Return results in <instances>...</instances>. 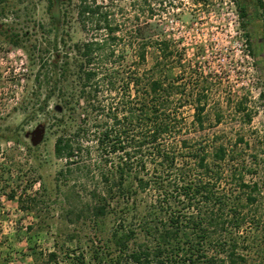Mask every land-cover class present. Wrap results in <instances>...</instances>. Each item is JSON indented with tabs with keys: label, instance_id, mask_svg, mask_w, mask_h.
I'll use <instances>...</instances> for the list:
<instances>
[{
	"label": "rangeland",
	"instance_id": "rangeland-1",
	"mask_svg": "<svg viewBox=\"0 0 264 264\" xmlns=\"http://www.w3.org/2000/svg\"><path fill=\"white\" fill-rule=\"evenodd\" d=\"M239 1L69 0L61 4L58 28L51 22L48 0L4 1L0 30L17 32L23 47L0 35V134L10 130L17 138L0 139V264H46L50 251L56 252L57 260L48 264H80L76 258L81 255L84 264H116L111 241L117 224L114 215L98 217L90 208V192L99 180L94 155L67 163L54 154L61 128L58 118L70 129L79 123L78 115L63 104L65 98L79 95L81 57L75 44H103L107 57L96 55V68L122 64L141 71L160 63L158 69L163 67L168 75L177 76L175 84L185 86L176 97L205 94L204 131L225 134L227 144L240 134L244 139L238 147L244 146L248 160L255 144L263 148L264 156V0L256 12L258 0H248L255 20V31L249 34L255 57L248 51ZM83 4L100 6L99 14L106 13L109 23L117 26L116 41L106 40L105 27H96L99 15H80ZM164 41L171 53L161 58L158 48ZM142 47L145 60L139 63ZM112 49L114 54L109 53ZM119 52L124 58L117 56ZM54 60L60 89L53 88L55 72L47 66ZM103 91L104 102L117 101L116 89L104 86ZM240 103L244 109H238ZM177 110L188 124L193 104ZM244 110L251 112L250 122L243 119ZM217 113L222 115L219 122ZM39 123L44 135L32 145L26 133ZM96 251L106 255L104 262L92 256Z\"/></svg>",
	"mask_w": 264,
	"mask_h": 264
},
{
	"label": "trees",
	"instance_id": "trees-1",
	"mask_svg": "<svg viewBox=\"0 0 264 264\" xmlns=\"http://www.w3.org/2000/svg\"><path fill=\"white\" fill-rule=\"evenodd\" d=\"M4 1L0 0V14ZM66 1L48 0L56 28L62 22L61 4ZM249 3L240 0L238 6L242 26L248 29V51L255 57L250 40L255 20ZM260 5L258 0L254 12ZM99 8L83 4L80 15H99L96 27H105L106 40L114 42L117 26L109 23L106 13L99 14ZM262 31L264 34V28ZM0 35L23 47L17 32L0 30ZM102 45L92 41L75 44L81 57L77 63L79 95L65 98L63 104L72 115H78L79 123L70 129L58 118L61 128L54 154L67 163L94 155L99 180L90 192V208L98 217L114 215L117 224L111 241L117 251L116 264H264L263 148L255 144L248 160L244 146L238 147L242 135L227 144L222 139L225 134L204 131L205 94L176 97L185 86L175 84L177 76L168 75L163 67L158 69L160 63L141 71L122 64L94 67L96 55L107 57ZM158 52L166 58L171 53L168 43L162 42ZM119 53L124 58V52ZM145 53L144 47L138 50L139 63L144 62ZM47 66L55 72L53 88L60 89L57 60ZM104 86L108 91L116 89V102H104ZM184 104H193L188 124L177 110ZM237 107L244 109L242 103ZM242 115L251 121L250 111L244 110ZM221 117L217 113L215 121ZM8 131L0 139H17ZM85 167L87 173L91 171L90 165ZM92 256L106 260L97 251ZM76 259L85 263L82 255ZM56 260V252H48L46 264Z\"/></svg>",
	"mask_w": 264,
	"mask_h": 264
},
{
	"label": "water",
	"instance_id": "water-1",
	"mask_svg": "<svg viewBox=\"0 0 264 264\" xmlns=\"http://www.w3.org/2000/svg\"><path fill=\"white\" fill-rule=\"evenodd\" d=\"M44 130V125L39 123L35 126L34 129L26 133V135H30V142L32 145H37L42 140Z\"/></svg>",
	"mask_w": 264,
	"mask_h": 264
}]
</instances>
